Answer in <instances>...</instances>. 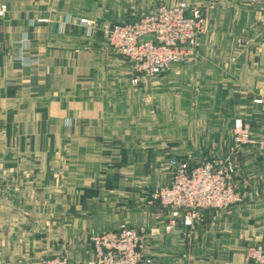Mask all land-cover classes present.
<instances>
[{
  "label": "crops",
  "instance_id": "obj_1",
  "mask_svg": "<svg viewBox=\"0 0 264 264\" xmlns=\"http://www.w3.org/2000/svg\"><path fill=\"white\" fill-rule=\"evenodd\" d=\"M0 1V264H91L86 237L124 222L164 235V264H252L246 248L264 244V4L183 0L206 19L199 57L152 81L104 30L181 0ZM237 118L252 138L235 158L242 202L165 232L171 211L151 196L171 181L168 161L227 156ZM176 123L189 140L178 148Z\"/></svg>",
  "mask_w": 264,
  "mask_h": 264
},
{
  "label": "built area",
  "instance_id": "obj_2",
  "mask_svg": "<svg viewBox=\"0 0 264 264\" xmlns=\"http://www.w3.org/2000/svg\"><path fill=\"white\" fill-rule=\"evenodd\" d=\"M250 5L264 4V0H247ZM9 12L6 2L0 1V18ZM88 27L89 23L82 22ZM92 28V27H90ZM94 29V28H93ZM206 33V19L200 9H191L186 1L174 5H161L139 14L133 21L121 22L104 30L110 48L129 60L138 76L156 81L172 66L195 61L200 53V37ZM25 62V57L18 58ZM28 60L26 59V62ZM139 83V78L134 79ZM233 146L225 159L207 161L192 166L171 158L168 167L171 181L157 187L152 201L171 211L175 219L194 228L208 211H224L242 202V194L236 181V155L251 144V127L242 118L234 120ZM145 229L122 227L94 236L97 264H151L145 259L147 245ZM248 260L252 264H264V244L251 247ZM41 264H69L61 257L48 259Z\"/></svg>",
  "mask_w": 264,
  "mask_h": 264
},
{
  "label": "rangeland",
  "instance_id": "obj_3",
  "mask_svg": "<svg viewBox=\"0 0 264 264\" xmlns=\"http://www.w3.org/2000/svg\"><path fill=\"white\" fill-rule=\"evenodd\" d=\"M183 127H184V125L182 123L181 124H177V123L175 124V146H176V148L182 146L184 142H186L187 144L189 143V140L183 138L184 137L183 136L184 135L183 134V132H184L183 131ZM233 134H234V131H233ZM192 142L196 143L197 140L191 141L190 143H192ZM232 146H233V135H232V145H231V147ZM231 147H230V149H231ZM228 155H229V153H228ZM228 155L223 157V158H212V157H207L206 158V157H202V156H183L182 157V156H179L178 154H174L172 158H176V159H178L180 161H185V162H188V163H191V162L203 163V162H207V161L225 159L226 157H228ZM159 206L161 208H163L161 205H159ZM230 210H231V208L227 209V210H224V211L226 212V211H230ZM219 212H221V211H219ZM122 227L133 228L134 226L133 227H129L128 223L124 222L121 225H119L116 228V230L121 229ZM167 228L168 227L166 226L165 227V232L169 231ZM134 229H145V231H146V235H147L146 236V239H147L146 242H147V245L145 247V252H144L145 259H150L151 260V264H160V263L164 264V262L167 259V257H166L167 256V252L165 250L166 249V246H165L166 245V238L164 237V235H160L159 234L158 236H156L155 232H152V231L149 232L146 228H134ZM113 230L114 229L109 230V231H113ZM171 230H173V229H171ZM109 231H104V232H102L100 234H95V235H92L90 237H86V239H88V241L91 243V245H92V247L94 249V253H95V246L91 242V239L94 236L102 235V234H104L106 232H109ZM251 247H254V246L253 245L248 246L246 248V251L244 252L245 259L247 261H249L248 260V251H249V249ZM57 257L65 258L69 262V258L67 256H65V255L64 256L63 255L62 256H57ZM54 258H56V257H54ZM48 259H50V258L44 259V260H42V262L45 261V260H48ZM51 259H53V258H51ZM96 262H97V256H96V253H95V261L93 263H91V264H97ZM69 264H70V262H69ZM141 264H144V263H141Z\"/></svg>",
  "mask_w": 264,
  "mask_h": 264
}]
</instances>
